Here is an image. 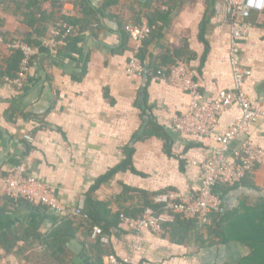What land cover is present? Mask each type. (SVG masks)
Returning <instances> with one entry per match:
<instances>
[{"label": "crops", "instance_id": "1", "mask_svg": "<svg viewBox=\"0 0 264 264\" xmlns=\"http://www.w3.org/2000/svg\"><path fill=\"white\" fill-rule=\"evenodd\" d=\"M88 1L99 9L106 0ZM209 6L210 0H170L169 7L156 0H117L102 26L76 32L55 57L46 47L48 38L32 36L29 44L38 54L26 90L20 93L4 80L0 83V172L10 173L24 165L28 174L50 186L62 205L73 210L86 202L97 181L119 166L126 159V151L132 150L134 172L116 173L94 193V199L109 203L113 213L138 209L144 201L138 190L152 199L168 189L198 193L201 165L217 148L215 139L173 131L172 122L185 110L188 95L166 81L148 80L145 85L144 78L129 77L130 38L123 52H116L123 48V30L139 15L140 20L148 18L156 8L169 13L168 19L160 22L157 34L149 39L147 49L159 63L166 50L171 55L181 54L180 61L195 73L202 100L210 102L220 91L233 89V77L228 62L231 28L216 14L212 16ZM66 8L74 12V17L81 16L74 3ZM4 19L5 29L12 35L25 39L31 36V29L13 14L4 13ZM250 20V37L242 42L240 57L253 72L246 92L254 106L264 108V12L253 13ZM11 55L6 43L0 44V66ZM240 116L238 106L229 108L220 118L219 130H226ZM149 123L159 126L168 139H141ZM28 135L35 137L34 143ZM250 137L264 149V116L253 125ZM241 143V138L233 141L228 155L232 156ZM253 177L256 186L264 189V167ZM244 197L252 202L258 196L246 189L230 191L223 204L232 209ZM59 217L44 207L36 209L21 201L0 199V231L25 227L45 234ZM110 244L113 256L131 264H241L249 255V250L236 242L219 241L199 248L193 241L177 243L163 231H136L123 224ZM20 246L25 251L19 256L42 253V249H29L25 243ZM69 247L74 264H98L78 241L70 242ZM105 263L110 264V259Z\"/></svg>", "mask_w": 264, "mask_h": 264}, {"label": "built area", "instance_id": "2", "mask_svg": "<svg viewBox=\"0 0 264 264\" xmlns=\"http://www.w3.org/2000/svg\"><path fill=\"white\" fill-rule=\"evenodd\" d=\"M62 5L59 16L61 20L51 29V36L45 41L51 56H57L66 46L68 40L76 33V27L65 21L73 18L74 12L66 6L69 0H51ZM3 0H0V23L4 20ZM264 12V0H218L215 6L216 17L222 18L231 28V37L228 50V62L232 69L233 89L222 90L210 102L202 100L201 87L195 79L192 67L183 61H176L167 68L158 71L155 82L166 81L174 89L188 95L189 100L185 110L176 116L172 122V130L177 133L191 136L213 137L217 148L208 160L202 163V183L196 194H184L179 190L168 189L159 192L154 197L159 209L147 207L142 216L132 218L121 215V224L129 229L141 231L148 229L161 232L165 222L171 220L174 214H181L184 218L195 220L200 226L211 222L214 212L223 211V199L216 192L219 184L236 186L255 171L264 167V149L250 137L253 125L264 116L262 106H254L246 85L253 75L250 68L241 62L242 42L249 38L251 32V16L253 13ZM155 27H152L148 18L143 17L139 23L126 26L125 31L133 44L132 57L127 65L126 74L129 77L144 78L148 69L140 58L145 43L151 38ZM6 43L0 35V44ZM10 54L19 52L22 55L20 69L15 78L6 76L4 82L12 85L18 92L26 90L32 63L38 52L29 43L15 39L6 43ZM238 106L241 116L226 130H219L220 118L225 111ZM241 138L242 143L232 156L228 155L230 145ZM27 139L34 143L35 137L28 135ZM7 197L15 201H24L33 206L44 207L60 216H76L88 218L86 202L73 210L62 205L53 193L50 186L44 184L26 172L24 165H18L10 173L0 172V199ZM93 238L101 239L109 245L110 237L102 227L95 226ZM110 264H131L130 260L123 262L115 256H110Z\"/></svg>", "mask_w": 264, "mask_h": 264}, {"label": "trees", "instance_id": "3", "mask_svg": "<svg viewBox=\"0 0 264 264\" xmlns=\"http://www.w3.org/2000/svg\"><path fill=\"white\" fill-rule=\"evenodd\" d=\"M79 9L81 16L67 18L65 21L76 27L77 33H85L93 31L95 26H102L103 20L108 18L107 11L112 8L117 0H106L101 8L95 9L88 0H69ZM155 1V0H149ZM160 1L164 6L169 7L170 0ZM218 0H210L209 9L212 10V16L215 15V6ZM14 5V10L10 7ZM62 5L51 0H3L4 13H11L20 20L22 24L31 29V36L27 39L12 35L5 29V19L0 23V35L3 36L6 43H11L15 39H21L31 43L30 38L34 35L42 38H49L50 27L56 25L60 20L59 13ZM149 23L155 30L152 36L157 34L160 22L163 24L168 19L169 13H163L157 8L147 14ZM166 18V19H165ZM140 15L134 23H139ZM205 26V21L203 23ZM202 25V32L204 26ZM124 43L123 48L116 53H122L129 39L128 34L123 30ZM151 36V37H152ZM149 40L145 43L140 53V58L144 66L148 69V80L153 81L158 71L167 68L182 60L181 54H170V50H166L159 63L158 58L150 54L147 47ZM22 55L15 52L6 61L5 65L0 66V83L6 76L15 78L20 69ZM151 136H159L166 139L162 129L155 123H149L141 139ZM168 147V145L166 146ZM169 150V149H168ZM133 151H126V159L116 168L112 169L107 175L101 177L96 185L91 189L86 199V214L88 218L76 216H60L58 222L47 233L43 234L38 230L19 228L12 232L0 231V250L4 251V255L19 257L20 253L25 251L20 243H25L28 248L42 249V253H36L39 264H74L72 260V251L69 243L78 241L84 252L95 263L106 264V258L114 255L113 247L102 243L101 239L93 238V229L95 226L102 227L105 234L112 239L113 235L120 232L121 215L132 218H139L143 215L147 207L159 209L160 206L155 204L154 198H150V194L145 191L138 190L141 198L144 199L143 204L136 210L120 211L113 213L110 210V204L100 202L94 199V193L99 187L109 181L116 173L132 171ZM254 172L248 174L242 183L234 186L219 184L216 192L222 197L223 202L225 196L231 191L240 189L250 190L257 194L255 201H250L249 197H244L239 201L237 207L226 209L223 204V211L214 212L211 215V222L205 226H200L195 220H189L181 214H174V220L165 222L162 231L168 233L171 239L180 244H187L191 241L195 242L197 247H211L219 241L236 242L249 250V255L244 257L241 264H264V189L259 188L253 181ZM129 190V189H128ZM157 195V194H156ZM9 202H19L11 198H2ZM24 202V201H21ZM31 208H36L27 202H24ZM29 248V249H30ZM28 251V250H26ZM34 256V255H32ZM0 259L2 257L0 256ZM30 258H28L29 260Z\"/></svg>", "mask_w": 264, "mask_h": 264}, {"label": "rangeland", "instance_id": "4", "mask_svg": "<svg viewBox=\"0 0 264 264\" xmlns=\"http://www.w3.org/2000/svg\"><path fill=\"white\" fill-rule=\"evenodd\" d=\"M0 256L2 257V259H0V264H39V261L37 259V256H9L7 257L6 255H4V253L0 254ZM28 258H30L28 260Z\"/></svg>", "mask_w": 264, "mask_h": 264}, {"label": "water", "instance_id": "5", "mask_svg": "<svg viewBox=\"0 0 264 264\" xmlns=\"http://www.w3.org/2000/svg\"><path fill=\"white\" fill-rule=\"evenodd\" d=\"M144 79H145L144 83L146 85L147 84V81H148V75H145ZM141 94H143V93H141ZM145 117L147 118V116H145Z\"/></svg>", "mask_w": 264, "mask_h": 264}]
</instances>
